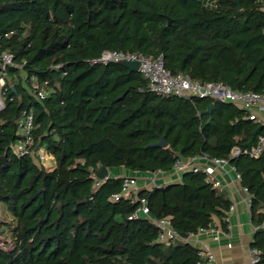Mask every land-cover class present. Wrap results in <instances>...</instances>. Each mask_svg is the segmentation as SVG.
<instances>
[{"label":"trees","instance_id":"16d2710c","mask_svg":"<svg viewBox=\"0 0 264 264\" xmlns=\"http://www.w3.org/2000/svg\"><path fill=\"white\" fill-rule=\"evenodd\" d=\"M0 35V52L21 67L8 69L0 110V203L15 222L0 264H212L188 240L162 242L161 229L137 212L144 199L180 234L209 229L215 218L226 226L232 201L205 173L128 194L124 176L99 175L104 167L169 172L179 153L228 159L252 196L254 226L261 223L264 153L231 150L260 125L264 135V124L234 103L155 93L139 71L92 60L105 50L162 55L173 74L264 92V0H0ZM25 111L51 169L12 148ZM160 138L167 146L154 144ZM250 246L264 264L263 228Z\"/></svg>","mask_w":264,"mask_h":264},{"label":"built area","instance_id":"2783aa9c","mask_svg":"<svg viewBox=\"0 0 264 264\" xmlns=\"http://www.w3.org/2000/svg\"><path fill=\"white\" fill-rule=\"evenodd\" d=\"M2 35H0V41ZM123 61H138V71L148 80L150 90L155 93L166 94V95H178V96H198L215 98L224 102H230L244 108L250 112L249 118L259 122V112L264 111V92L258 93L254 91L239 92L233 90L229 85L216 82H199L191 79L189 76L182 73L173 74L169 71L165 65L163 56H145L142 53L125 52L121 50H105L101 53L99 58L93 59L92 62H118ZM21 68L14 59V56L9 51L0 52V110L4 108V93L7 90L6 85L8 83V69L9 67ZM10 84V83H9ZM47 95V90L41 87L37 92V97L44 99ZM35 118L32 112L25 111L21 116L18 128L20 131L21 139L12 145L15 153L18 155L30 153L34 156L35 161L38 165L44 166L47 169H51L54 166V159L52 155L44 147H33L34 145V129H35ZM264 153V135L259 134L256 141L250 146L240 147L235 146L231 150V156L236 157L239 155H247L250 157H258ZM199 160L206 161V165L199 164ZM230 170L234 174L236 181L241 183L242 176L237 171L234 165H232L226 158H210L207 155H199L191 159L188 158L187 162H183L180 159L174 164L172 170L169 171L171 174L182 176L186 171L202 172L205 173L207 180L212 182L214 187H222L221 181L216 176L217 170ZM159 171L158 173H160ZM157 173H149L146 179L145 188H151L153 186H161L156 183ZM141 187L138 185L137 178L135 176H124L123 180V194L130 192L138 193ZM242 190L246 194L245 202L249 209H251L252 196L246 187L241 185ZM120 194L113 195L112 199L117 200ZM235 206L232 203L229 212L234 211ZM137 212L142 214L144 217L149 219L152 223L157 225L161 229L160 240L167 242L176 239H185L181 234L173 228L171 221L168 217L155 218L149 213V209L144 199L140 200V205ZM262 214L264 216V207L262 208ZM212 228V227H211ZM209 229H201L200 232H207ZM258 228L264 229V217L259 225L254 226V231ZM194 235V234H190ZM189 237V236H188ZM260 251L256 248L250 249V264H257L259 261ZM200 254L207 255L210 263L213 261V254L208 250H201Z\"/></svg>","mask_w":264,"mask_h":264},{"label":"crops","instance_id":"0c3cea01","mask_svg":"<svg viewBox=\"0 0 264 264\" xmlns=\"http://www.w3.org/2000/svg\"><path fill=\"white\" fill-rule=\"evenodd\" d=\"M259 122L264 124V111L259 112ZM201 165H206V161L199 160ZM124 168H117L109 173L111 176H137ZM156 183L163 185L179 181L181 176L169 172L157 173ZM217 178L221 181L230 200L235 206L234 211L229 212L226 218V226L220 219L215 218L211 230L189 235L188 241L203 250L210 251L214 258L212 264H250L251 241L254 237V224L252 222L251 211L245 202L246 194L241 188V183L235 180L234 174L228 170H217ZM141 187L148 182L147 174ZM147 180V181H146ZM138 182L141 183L140 180Z\"/></svg>","mask_w":264,"mask_h":264},{"label":"water","instance_id":"95a60500","mask_svg":"<svg viewBox=\"0 0 264 264\" xmlns=\"http://www.w3.org/2000/svg\"><path fill=\"white\" fill-rule=\"evenodd\" d=\"M168 23H171V20L169 19L168 20ZM121 64L127 66L129 69L133 70V71H138L139 69V62L138 61H123L121 62ZM214 108V104H210L208 106V108L204 111V113H207V114H210L212 112V109ZM261 129H262V125H260L253 133H252V137H251V140L246 144V146H250L255 137L261 132ZM155 145H158V146H162V147H165L167 146V142L163 139V138H160V140L156 143H154ZM177 157L178 159H180L181 161L183 162H187L188 161V157H184L182 154H177ZM100 177L101 178H107L109 177V170L108 168L104 167L101 169L100 173H99ZM181 236L183 238H188V234L186 233H181Z\"/></svg>","mask_w":264,"mask_h":264},{"label":"rangeland","instance_id":"374dc122","mask_svg":"<svg viewBox=\"0 0 264 264\" xmlns=\"http://www.w3.org/2000/svg\"><path fill=\"white\" fill-rule=\"evenodd\" d=\"M135 177L137 178V181L138 180L141 181V183L138 182V185L142 184L144 182V180H145V176H143L142 174H138ZM4 207L5 206L3 205V203H0V220H2V221L6 220L7 221V223L0 224L1 225V228H0V243H4V242L8 243L9 241H11L12 233H11L10 229L15 224V222L12 221V217L9 215L8 211ZM2 230L4 232H2Z\"/></svg>","mask_w":264,"mask_h":264}]
</instances>
